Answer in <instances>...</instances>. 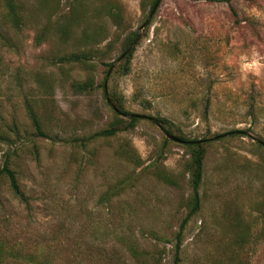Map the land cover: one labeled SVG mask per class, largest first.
<instances>
[{
	"label": "rangeland",
	"instance_id": "374dc122",
	"mask_svg": "<svg viewBox=\"0 0 264 264\" xmlns=\"http://www.w3.org/2000/svg\"><path fill=\"white\" fill-rule=\"evenodd\" d=\"M152 2L0 0V168L25 195L0 177V264H174L191 155L157 117L208 140L179 264H264V0H160L128 71L118 62L108 81L135 126L72 141L115 121L105 63ZM73 52L90 59L62 61Z\"/></svg>",
	"mask_w": 264,
	"mask_h": 264
},
{
	"label": "trees",
	"instance_id": "16d2710c",
	"mask_svg": "<svg viewBox=\"0 0 264 264\" xmlns=\"http://www.w3.org/2000/svg\"><path fill=\"white\" fill-rule=\"evenodd\" d=\"M157 1L158 0H153L152 5H151V11L155 7ZM192 1H198V0H192ZM209 1H216V0H209ZM233 13L234 15H237L235 11ZM137 37H138V31L132 33L131 38H129L126 41L124 45V49L122 50L123 52L121 53L120 56H122V54L128 48L132 46V44L135 42ZM110 46H111V43L108 44V47ZM133 52L134 50L127 53L120 61V66L123 69H125V71H128ZM89 59H90V56L86 52H73V53L63 56L62 61L86 63ZM105 65L108 66V70H107V74H108V71L112 64L105 63ZM74 87L77 91H86L93 87V81L88 80L82 83L77 82V83H74ZM110 100L115 106V108L111 107L114 110V114H115V121L113 122V124H111L106 129H103L99 132H96L95 134H92L91 136L75 138L72 140L73 142H76L80 145L85 146L87 145V143L91 142L92 140L98 137H112V136L117 135L121 131L130 129L135 126V123L138 121V118L140 116H134L130 118L127 117L126 115L131 114V113L126 110L125 104L119 96H115L111 94ZM28 113H29V117L31 118V121L37 133L39 135H45L41 127V122H40L38 113L31 105H28ZM156 121L158 123H161L163 127L166 129V132L168 133L169 136H167L166 134L165 135L168 138L175 139V140L177 139L183 142L184 145L190 150V155H191L190 204L188 205V212L180 225L179 231L177 232V241L175 244L174 264H179L180 263V250H181V245H182V235H183L185 226L188 223V221L199 211L201 207L202 198L200 194V187L203 182V173H204L203 172V161L206 155V150H207L206 145L208 143V140L206 139H193L192 140L182 134H173L172 126L170 125L168 119L157 117ZM235 133L236 131L230 132V134H235ZM224 136H226V134L216 135L214 138L218 139ZM2 176H6L8 178L10 187L12 191L14 192V194L21 199H25V195L23 191L21 190V187L19 185L15 172L9 167L4 166L3 168H0V177Z\"/></svg>",
	"mask_w": 264,
	"mask_h": 264
},
{
	"label": "water",
	"instance_id": "95a60500",
	"mask_svg": "<svg viewBox=\"0 0 264 264\" xmlns=\"http://www.w3.org/2000/svg\"><path fill=\"white\" fill-rule=\"evenodd\" d=\"M159 2H160V0L157 1L155 7L153 8V10L151 11V13L149 14L148 18L145 20V22H144V23L141 25V27L139 28V30H138V37H137V39L135 40V42L132 44V46H131L130 48H128V49L122 54V56H120L117 60H115V61L112 63V65H111V67H110V69H109V71H108V74H107V76H106V80H105V84H104V92H105V97H106L107 102H108L109 105H110L111 107H113V108H115V106H114L113 103L111 102L110 97H109V92H108V81H109L110 75H111V73H112L114 67L118 64V62H120L121 59H122L127 53L133 51V50L136 48L137 44L139 43V41H140L141 38H142V31H143V29L149 24V22H150V20H151V17H152V15H153L154 11L156 10V8H157ZM126 116L130 118V117L140 116V115H139V114H135V113H131V114H127ZM152 120H153L154 122L158 123L155 119H152ZM159 126L161 127V125H159ZM161 128H162V127H161ZM162 130H163V132H164L167 136H169L165 129L162 128Z\"/></svg>",
	"mask_w": 264,
	"mask_h": 264
}]
</instances>
